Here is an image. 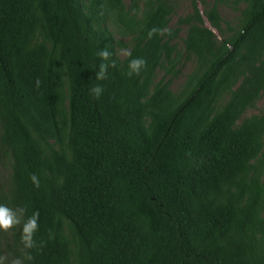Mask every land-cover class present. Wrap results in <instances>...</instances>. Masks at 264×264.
<instances>
[{"label":"trees","instance_id":"16d2710c","mask_svg":"<svg viewBox=\"0 0 264 264\" xmlns=\"http://www.w3.org/2000/svg\"><path fill=\"white\" fill-rule=\"evenodd\" d=\"M177 7L0 0V204L24 209L4 264H264V0Z\"/></svg>","mask_w":264,"mask_h":264},{"label":"clouds","instance_id":"9594fccd","mask_svg":"<svg viewBox=\"0 0 264 264\" xmlns=\"http://www.w3.org/2000/svg\"><path fill=\"white\" fill-rule=\"evenodd\" d=\"M165 32V29L153 28L148 32V37L149 39H151L154 35H164ZM122 54L131 56V52L128 50H123ZM112 55L113 54L110 53L106 48L100 50L99 52V56L102 61H108L112 57ZM110 66L113 68L116 67L115 60H112L111 65L104 62L101 63L99 65V71L96 74V79H106L107 71ZM128 67L129 71L127 74L129 76H132L133 74L139 75L141 71L147 67V61L143 58H133L130 60ZM37 86H39V81H37ZM91 92L97 99H99L103 93V88L100 85H97L96 87L91 89ZM30 179L36 187L40 186L39 178L35 174H33ZM23 212L24 209L13 210L6 205L0 204V230H3L4 232H10L13 228L21 225V217L23 215ZM38 219L39 212L36 211L32 214L31 217L23 222L21 239L25 248L31 249L35 247L34 235L39 228ZM5 259V257H0V264H4ZM27 259H32V257L29 255ZM13 264H21V261L19 259H16L13 261Z\"/></svg>","mask_w":264,"mask_h":264},{"label":"rangeland","instance_id":"374dc122","mask_svg":"<svg viewBox=\"0 0 264 264\" xmlns=\"http://www.w3.org/2000/svg\"><path fill=\"white\" fill-rule=\"evenodd\" d=\"M208 1L210 3L213 2V0H208ZM189 10H190V0H178V7L176 10V15L173 17L172 23H174L177 20L179 15L184 14L188 12ZM220 12L222 16L227 20H233L236 16V14L227 7L220 6ZM184 36H185V32L183 31L181 33V37H184ZM190 68H191V65L189 63L188 65H186L184 69V73H187ZM159 76H161V73L159 74ZM183 78H184V75L181 77V79L178 82H180ZM262 109H264V92L261 98L257 101L256 106L249 110V114L259 113Z\"/></svg>","mask_w":264,"mask_h":264},{"label":"water","instance_id":"95a60500","mask_svg":"<svg viewBox=\"0 0 264 264\" xmlns=\"http://www.w3.org/2000/svg\"><path fill=\"white\" fill-rule=\"evenodd\" d=\"M205 22H206V25L211 27V24L209 23V21L207 20V18H205Z\"/></svg>","mask_w":264,"mask_h":264}]
</instances>
